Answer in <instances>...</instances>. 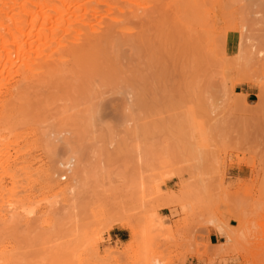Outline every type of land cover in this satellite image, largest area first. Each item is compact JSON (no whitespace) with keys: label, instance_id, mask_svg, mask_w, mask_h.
I'll list each match as a JSON object with an SVG mask.
<instances>
[{"label":"rangeland","instance_id":"obj_1","mask_svg":"<svg viewBox=\"0 0 264 264\" xmlns=\"http://www.w3.org/2000/svg\"><path fill=\"white\" fill-rule=\"evenodd\" d=\"M62 1L88 40L0 112L19 156L0 204L30 211L0 217V264H244L228 232L264 229V0Z\"/></svg>","mask_w":264,"mask_h":264},{"label":"bare ground","instance_id":"obj_2","mask_svg":"<svg viewBox=\"0 0 264 264\" xmlns=\"http://www.w3.org/2000/svg\"><path fill=\"white\" fill-rule=\"evenodd\" d=\"M14 3L15 0H0V112L19 91L21 85H27L37 75L48 74L54 64L63 63L66 57L73 55L76 47L83 46L88 40L82 32L72 35V27L65 18L66 1H60L63 8L59 10L57 17L45 9L50 5V0H34L29 8L21 5L18 13L12 16L6 10L11 9ZM3 16L9 18L8 23L1 20ZM115 30L117 28L111 26L100 35L102 38H108ZM245 48L250 56L254 54L250 49L252 45ZM257 55L264 60V37L260 38ZM6 145L4 146L0 139V198L3 193L4 173L8 172L12 163L19 162L18 154H14L13 159L7 155ZM11 204L12 202L9 206ZM19 211L30 213L23 207L2 209L0 204V217L18 214ZM260 225L264 226V220ZM257 229L255 232L248 226H241L238 237L233 230L228 232L230 246L238 243L244 248V264H264V229L260 226ZM133 236L135 238V235ZM255 240H260L261 247L254 250L251 246Z\"/></svg>","mask_w":264,"mask_h":264},{"label":"crops","instance_id":"obj_3","mask_svg":"<svg viewBox=\"0 0 264 264\" xmlns=\"http://www.w3.org/2000/svg\"><path fill=\"white\" fill-rule=\"evenodd\" d=\"M116 236V235H115ZM208 241L211 245H216L217 243H219V239L220 237L218 236V234L216 232H211L208 235Z\"/></svg>","mask_w":264,"mask_h":264}]
</instances>
